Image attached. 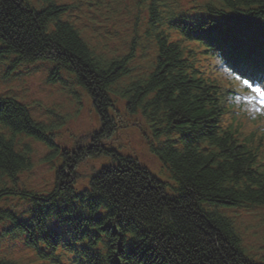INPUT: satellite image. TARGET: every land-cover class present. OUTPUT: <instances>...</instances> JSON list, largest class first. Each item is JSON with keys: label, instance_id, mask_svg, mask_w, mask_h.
<instances>
[{"label": "trees", "instance_id": "1", "mask_svg": "<svg viewBox=\"0 0 264 264\" xmlns=\"http://www.w3.org/2000/svg\"><path fill=\"white\" fill-rule=\"evenodd\" d=\"M201 5L185 11L151 0L148 34L156 54L140 68L133 63L135 37L131 52L107 55L64 18L66 6L56 0H0V61L52 64L53 76L68 74L101 118V128L74 150L60 148L55 132L27 106L0 96V239H21L34 251L29 264H64L69 253L74 264H262L246 249L232 213L264 208V128L248 132L245 109L236 115L225 68L235 78L239 65L231 49L204 37L226 32L259 64L264 0ZM198 55L215 61L216 75L201 70ZM121 102L150 124L158 141L153 153L177 191L169 193L136 157L105 143L117 131ZM31 142L61 158L51 192L22 181L32 169ZM104 158L108 164L80 191L79 166ZM60 248L68 253L57 255ZM0 264L24 263L1 257Z\"/></svg>", "mask_w": 264, "mask_h": 264}, {"label": "rangeland", "instance_id": "2", "mask_svg": "<svg viewBox=\"0 0 264 264\" xmlns=\"http://www.w3.org/2000/svg\"><path fill=\"white\" fill-rule=\"evenodd\" d=\"M57 1L66 6L65 16L77 25L92 45L102 49L104 54L116 52L123 55L132 47L135 37L138 63H149L148 59L153 53L155 41L148 34L149 14L145 0ZM179 1L184 8L193 5V0ZM198 1L203 4L206 0ZM52 68L50 63L45 62L13 68L7 60L0 61V94L13 95L28 105L37 119L42 120L60 135L61 145H71L77 137L98 127V115L85 93L65 76L63 79L54 78L51 74ZM255 99V102L261 104L258 97ZM118 110L129 123L140 120L144 126H137L136 123L128 125L112 139L113 144L121 147L122 152L126 154L138 155L155 176L167 184L169 193L177 191L178 183L172 177L157 172L163 170V165L150 151L145 134L148 128L141 115L129 118L128 113L124 111L125 108ZM157 142L154 137L153 144ZM31 145L34 166L32 171L24 173L22 178L27 186L38 191H46L52 187L54 181L53 164L46 161L49 151L42 143ZM103 164L104 161L100 160L96 167L101 168ZM89 168L90 165H86L83 171L89 173ZM234 217L249 254L257 261H263L264 210L237 209L234 211ZM10 245L7 240L0 239V255L10 256ZM26 255L27 253L20 252L19 246L14 253V257L17 258L25 259Z\"/></svg>", "mask_w": 264, "mask_h": 264}, {"label": "snow or ice", "instance_id": "3", "mask_svg": "<svg viewBox=\"0 0 264 264\" xmlns=\"http://www.w3.org/2000/svg\"><path fill=\"white\" fill-rule=\"evenodd\" d=\"M204 38L209 43L231 49L235 61L239 65L238 69L234 68L239 71V75L235 79L241 81V77H244L241 82L260 99L262 111H264V60L259 64L252 62L243 45L226 32L209 33Z\"/></svg>", "mask_w": 264, "mask_h": 264}]
</instances>
